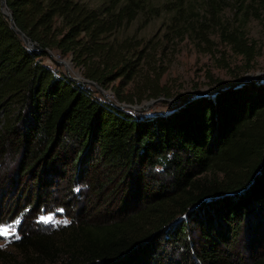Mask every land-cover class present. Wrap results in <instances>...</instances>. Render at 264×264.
<instances>
[{"label":"trees","instance_id":"1","mask_svg":"<svg viewBox=\"0 0 264 264\" xmlns=\"http://www.w3.org/2000/svg\"><path fill=\"white\" fill-rule=\"evenodd\" d=\"M4 1L13 26L42 49L29 50L0 12V194L14 190L8 206L27 217L9 264H264L263 78L140 117L42 61L68 56L101 89L140 74L155 97L160 41L124 29L164 9L175 36L208 45L216 32L248 64L246 10L234 24L219 15L227 0H204L194 20L181 0ZM56 208L69 221L45 234L32 221ZM240 236L246 258L234 252Z\"/></svg>","mask_w":264,"mask_h":264},{"label":"rangeland","instance_id":"2","mask_svg":"<svg viewBox=\"0 0 264 264\" xmlns=\"http://www.w3.org/2000/svg\"><path fill=\"white\" fill-rule=\"evenodd\" d=\"M80 1L90 7H97L104 0ZM148 1L161 7L175 2V0ZM181 1L197 13L191 16L193 20L205 11L204 0ZM227 1L228 4L221 6L219 15L221 19H227L229 23L235 24L241 11L246 10L243 24L244 35L247 39L252 40L255 45V55L248 64L240 55L234 53L227 44L220 41L216 32L208 34L210 41L208 45L201 42L192 32L185 33L182 37L175 36L174 32L170 31L167 26L170 23L171 13L161 9L159 15L145 24L142 23L140 15L124 29L123 33H131L142 39L150 38L152 41H160L155 56L158 57L157 64L164 67V71L158 79V87L162 92L155 97L148 96L140 74L132 82L123 83L116 80L107 88L101 89V92L93 84L87 83V85L90 89L97 91L96 95L105 98V93L111 94L113 98H110V101L113 104L126 105L121 109L143 117L157 112H165L188 96H194L199 92L209 94L217 86H230L229 84L236 80L246 78V82H249L257 81L260 78L264 79V4L259 5L258 0ZM68 58V56H59L56 52H51L50 55L43 56L42 61L51 69L62 72L71 79L84 82L80 68L73 66L71 61L67 67L63 65V62L67 61ZM114 86L119 93L131 97L132 100L129 102L118 101L113 91ZM22 190L25 191H23V195L26 194L27 186ZM14 194V190L0 194V201L4 208L0 213V232L7 230V234L0 235V264H9L12 259L16 261L20 258L12 250L11 244L17 238L18 229L27 224V217L23 222L19 219L20 209L8 206L10 200L16 196ZM53 194L56 192L54 191ZM21 204L22 200L19 202V205ZM47 217H51L47 222L42 219ZM65 221L68 223L69 219L62 214L60 208H56L52 211L39 213L36 215L35 221L32 222L42 228L40 231L49 234L47 229H57L59 226L67 224ZM242 238V236L238 238L234 252L246 258L248 251L243 248ZM190 258L192 259V257Z\"/></svg>","mask_w":264,"mask_h":264},{"label":"water","instance_id":"3","mask_svg":"<svg viewBox=\"0 0 264 264\" xmlns=\"http://www.w3.org/2000/svg\"><path fill=\"white\" fill-rule=\"evenodd\" d=\"M0 12L2 15H4L7 20L9 21V26L13 29V31L15 33H17L20 37V39L22 40L23 44L31 51H36V52H40L42 49L37 45L35 44L34 42H32L28 37H26L21 31H19L18 29H16L14 26H13V22H12V19H11V15H10V12L7 11V8L5 6V1L4 0H0ZM60 62V61H58ZM70 64V59L68 58L67 61L63 62V65L65 67H67L68 65ZM246 78L244 79H241V80H236L234 81L233 83L230 84V86H233L235 84H240V83H244L246 82L245 80ZM75 80V79H74ZM84 82L86 83H89V84H93L96 89L101 92V88H99L95 83L93 82H90V81H85L83 80ZM225 86H217L216 88H214L210 93H213V92H218L220 91L221 89H224ZM200 93V92H199ZM116 107L118 108H122L126 105H117V104H114Z\"/></svg>","mask_w":264,"mask_h":264},{"label":"snow or ice","instance_id":"4","mask_svg":"<svg viewBox=\"0 0 264 264\" xmlns=\"http://www.w3.org/2000/svg\"><path fill=\"white\" fill-rule=\"evenodd\" d=\"M42 219H45V221L47 222V220H50L51 217H47V218H42ZM17 223H19V221H17ZM65 223H67V221H65ZM7 234V230L5 229L3 232H0V235H5ZM18 238V237H17Z\"/></svg>","mask_w":264,"mask_h":264},{"label":"built area","instance_id":"5","mask_svg":"<svg viewBox=\"0 0 264 264\" xmlns=\"http://www.w3.org/2000/svg\"><path fill=\"white\" fill-rule=\"evenodd\" d=\"M110 98H113L111 94H108V93H105V99L110 101L111 99Z\"/></svg>","mask_w":264,"mask_h":264}]
</instances>
